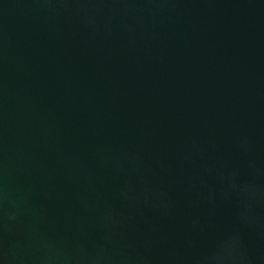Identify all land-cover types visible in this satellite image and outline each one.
Segmentation results:
<instances>
[{"label": "water", "instance_id": "1", "mask_svg": "<svg viewBox=\"0 0 264 264\" xmlns=\"http://www.w3.org/2000/svg\"><path fill=\"white\" fill-rule=\"evenodd\" d=\"M0 264H264V0H0Z\"/></svg>", "mask_w": 264, "mask_h": 264}]
</instances>
